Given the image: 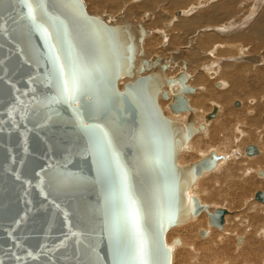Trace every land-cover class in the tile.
I'll list each match as a JSON object with an SVG mask.
<instances>
[{
    "label": "water",
    "instance_id": "water-1",
    "mask_svg": "<svg viewBox=\"0 0 264 264\" xmlns=\"http://www.w3.org/2000/svg\"><path fill=\"white\" fill-rule=\"evenodd\" d=\"M28 3L0 0V264H140L141 237L148 264H170L164 232L205 208L186 189L219 156L179 166L194 118L170 120L156 96L177 83L171 110H191L194 88L158 57L135 58L141 24H107L82 0ZM123 75L133 81L118 89ZM226 212L207 211L209 224L222 228Z\"/></svg>",
    "mask_w": 264,
    "mask_h": 264
},
{
    "label": "bare ground",
    "instance_id": "bare-ground-1",
    "mask_svg": "<svg viewBox=\"0 0 264 264\" xmlns=\"http://www.w3.org/2000/svg\"><path fill=\"white\" fill-rule=\"evenodd\" d=\"M203 1L204 3H200L199 0L132 1L137 3L134 8L135 15H145L146 17L148 15L143 14L145 13L144 11L152 12L147 19L148 25L162 22L160 25L163 28L162 31L158 30L156 32L162 39H167L168 32L174 30L175 27H179L182 30L183 34L190 35L188 36L187 44H185L184 47H181L178 53H176V51H174V53H170L173 57L167 58H163L161 54L157 53L156 55H151L146 50V40L148 41L150 35L147 34L148 32L143 26L144 23L142 24V22H139L133 24L126 18L127 15H129L128 9L124 7L122 9V6H120V9L122 10H120L119 12L117 11L116 14L113 15L114 18L111 17L112 19H107V17L105 16L100 17L99 15H94L96 14L95 11H93V14L89 15L98 16L107 24L117 25L121 23L122 19L127 20L133 26L141 24L145 31V34L140 41L142 55L140 56L139 54H135V58H144L148 60V63L150 64L151 59L158 57L161 63L168 64V67L164 70V75L167 78H175L179 74V72H183L186 78V85L194 88V91L192 93L184 94V96L188 99V105L190 106L191 110H171L169 104L170 102H172V93L178 92L181 89V86L177 83L171 84L170 89L163 88L167 93V98H163L161 94H157L156 96L157 103H159L158 106L160 105L163 110L164 114H162L170 120H176L181 124H185L190 113L194 118L193 127L195 128V131L179 147L175 155V162L179 166H185L190 164L191 162H195L205 157L211 152H215V154L219 156L215 165L211 169L204 170L199 173L186 189L187 195L195 196L199 202L201 201L200 204L205 205V208L201 210L199 214L192 215L180 222H177L176 224H173L175 226H169L170 228L168 227L169 229H167V231L165 230L166 233L164 232V243L168 244L165 245L170 248L171 253L170 264L172 256V264H241L242 262L244 263L245 259L254 257H257V264H264V200H257L254 197V193L257 189L250 192L249 195H245V197H242L243 195L241 193L243 192L244 186L247 184L248 178L251 176H261V178H257L259 179V186L264 188V176L258 173L259 169H261L264 173V123L259 122L256 125L254 124L256 126L254 128L248 127L247 129H243L245 125L242 121L244 120L236 121L237 119H231V115L225 116V114L223 113V106L221 104L227 103L231 98L238 95L237 91L239 88H236L237 91L234 90L235 87L231 89V86H233L236 81L238 84L242 83L241 85H246L245 89L246 87L248 88V86H250L251 90L256 86H254L256 82H252V84L250 80L251 84H249L247 83V81L249 80L244 79L243 76L242 78H240V76L239 78H236L235 76L232 78V72L224 73V70H226L229 65L226 67L222 65V62L216 61L218 59L217 55L219 54L220 49L222 51L225 49V43L227 42L224 41L227 39L233 38L236 40H240L242 44L246 42L258 44L264 41V6L259 9L255 8L256 1L253 2L255 4H252V1L254 0H248L251 4H248L246 0ZM165 2L166 6L179 7L181 9L175 11L172 10L173 16L171 15L168 18L165 17V15L162 16L163 12L161 13L162 10L160 11V9L158 8H163L164 6H161L165 4ZM94 3L98 7H108L107 10L113 13L119 5V0H94ZM124 6L128 7L129 4H124ZM205 6H207L210 10L208 13L204 11L200 13L197 12V14L195 13L197 8L202 9V7ZM247 6H249V8L243 10L244 7ZM238 8L240 9L238 10ZM176 11H178V13H176ZM242 15L245 16L243 19ZM245 23L248 24V26L245 27L246 29H244ZM225 30L229 31L230 33H223ZM179 40H183L186 43L185 38L177 29L174 33V37L171 38V41L175 42ZM111 43H118L120 54L122 52L123 46L119 42V39L113 40L111 41ZM207 44L213 46H210L212 49H210L209 45L208 48ZM142 45L145 48V54ZM237 46H235L238 49L237 53L241 55V58L245 57L242 53V50H246L248 47L242 46L241 44L240 47ZM158 47L159 46L157 45L156 48ZM188 50L189 53H187ZM124 51L125 48H123V52ZM247 56L249 57L248 61L250 62L248 67L244 68V71L254 72L256 70L255 66L259 65L260 62H263L264 64L262 58L261 60H259L260 57L258 56V53L255 56ZM117 59L118 57L116 56L112 60V62L116 63ZM177 59H180L178 62L179 64H181V62H190L194 64L196 66L194 68V71H197V73L190 74L183 69H180L179 72L174 73L172 71L174 70L173 65L174 62L177 61ZM207 59H209V61H207ZM108 63L110 64L111 62ZM233 65L234 63H232V66ZM149 71H144L140 74L143 75ZM228 74H230V76ZM234 74L236 75V73ZM259 74L260 78H264V69H261L257 76ZM224 75L228 77L229 80L225 79ZM127 81H133V79L129 78V76L126 75L120 76L116 81L117 88L121 89L123 84ZM144 85L145 84H142L139 89L145 95ZM228 86L230 93L229 90H227ZM149 87L152 90L151 84L149 85ZM225 91L226 94L228 93V95H225ZM250 95H252V93ZM211 99H217L219 104L210 101ZM259 100L261 102L257 103V98L253 96L249 100L247 99V101L250 102L249 104H251L249 106L250 108L248 109L250 110V113L247 114L249 115L248 119L253 122H255V119H257L258 116L262 118L264 114V93H262L258 101ZM234 101L235 100H232V102L230 101V103H233ZM243 103L239 102V105L236 106L237 108H233L232 112H234V114L236 112H244L245 107L249 104L245 105L246 102L244 104ZM213 106L217 107L215 116L211 119L205 118V115L212 110ZM233 106L235 105L233 104ZM171 114L172 116H170ZM237 114L235 116H239ZM84 123L86 124V122ZM200 125H202V128L199 129L198 127ZM251 130H254L256 137L252 132H250ZM252 136H254L255 139L257 138V141L259 142L255 144L258 152L253 155H246L244 150L245 146L247 145L246 139L251 138L250 140H252ZM200 143H204L205 146H201V148H199ZM235 149L239 151V154L241 156V160H238V166L240 168L237 170H232L231 168H229L230 163H228L227 160L230 154L234 152L233 150ZM243 155H245V159L244 157H242ZM195 183L196 186L191 187ZM197 195L199 196V198L197 197ZM205 196H208L209 198L211 197L212 199L220 198V203H225L224 206L229 208L228 210L226 207H216L225 208L227 210V212L223 215L222 228H217L209 224L207 211H210V207L208 204L202 203ZM238 199L239 202L237 201ZM217 203H219V201ZM201 229L205 230V234H200L199 231ZM239 237L240 241H238ZM175 239L177 241H175ZM177 246L178 248H176Z\"/></svg>",
    "mask_w": 264,
    "mask_h": 264
},
{
    "label": "rangeland",
    "instance_id": "rangeland-1",
    "mask_svg": "<svg viewBox=\"0 0 264 264\" xmlns=\"http://www.w3.org/2000/svg\"><path fill=\"white\" fill-rule=\"evenodd\" d=\"M124 1H126V2H124ZM130 1V2H129ZM132 1H135V0H119V5H118V7L116 8V10L112 13V12H110L109 10H107L108 9V7H106V6H97L95 3H94V0H83V2H84V4H85V9H86V11H87V13L88 14H93L94 12L93 11H95L96 12V14H94V15H99L100 17H107V19H112V18H114V16L113 15H115L116 14V12L118 11H120V10H122L123 9V7L124 8H126V9H128V14L129 15H127V19L129 20V21H131L133 24H136V23H139V22H142V24H143V26H144V28L146 29V31L148 32L147 34H149L150 35V38L148 39V41L146 40V43H147V45H146V50L151 54V55H156V53L157 54H161V56H163V58H167V57H173V56H171V54L170 53H174V51H176V53H178V51H179V49L181 48V47H184V45L185 44H187V39H188V36H190V35H185V34H183V32H182V30L178 27H175L174 28V30H171V31H169L168 32V37H167V39H162L156 32L159 30V31H162V27L160 26L161 25V23L160 22H157V23H155V24H149L148 25V23H147V19H148V17L151 15V11H144L145 13H143V14H146V15H148V16H146L145 17V15L143 16V15H135V13H134V8H135V5L137 4V3H135V2H132ZM141 1H143V0H141ZM202 1V2H201ZM247 2H248V4H251V3H249L250 1H248V0H246ZM245 1V2H246ZM256 1V2H255ZM122 2V3H121ZM199 2L200 3H204V1L203 0H199ZM253 2H255L256 3V7L255 8H262L263 6H264V0H254V1H252V4H255V3H253ZM260 2V3H259ZM259 3V4H258ZM262 3V4H261ZM95 4V5H94ZM121 4V5H120ZM124 4L125 5H128L129 4V8L128 7H125L124 6ZM258 4V5H257ZM90 5V6H89ZM158 5V4H157ZM262 5V6H261ZM120 6H122L121 8L122 9H120ZM164 6V7H163ZM96 7V8H95ZM161 7H163V8H158V9H160V11H161V13H162V16H164L165 15V17H169V16H173V11H175V10H180L181 8H179V7H172V6H166V2H165V4H163ZM132 8V9H131ZM249 8V6H247V7H244V9L243 10H246V9H248ZM252 8V7H251ZM240 8H238V10H239ZM173 10V11H172ZM209 12L210 10H209V8L207 7V6H205V7H202V9L201 8H197L196 9V14H197V12ZM99 12V13H98ZM130 12H131V14H130ZM198 13V14H199ZM244 15H246V14H244ZM244 15H242V19L245 17ZM112 17V18H111ZM166 18V19H167ZM165 19V20H166ZM145 21V22H144ZM111 22V21H110ZM152 25V26H151ZM248 26V24L247 23H245V26H244V29H246L245 27H247ZM160 27V28H159ZM149 28V29H148ZM151 29V30H150ZM179 30L180 31V34H182V36L185 38V40H186V43L183 41V40H179V41H175V42H172L171 41V38H173L174 37V33H175V31L176 30ZM156 30V31H155ZM223 33H230L229 31H227V30H225ZM147 37V36H146ZM158 38V39H157ZM145 39V38H144ZM229 42H228V41ZM227 40H223L224 42H227V43H225L226 44V47H225V49L222 51L221 49H220V52H219V54L217 55V60L216 61H219V62H222V65H224V66H228L227 68H228V70H227V68H226V70H224V73H231V77L233 78L234 76L236 77V78H239V76H240V78H242V76L244 77V79H247V80H249V81H247V83H249V84H251L252 82L254 83V82H256L255 84H254V86L255 87H253L252 88V90L250 89L251 87L250 86H248V88L246 87V89H245V86L246 85H241V84H238L237 83V81L234 83V81H233V83H234V85L233 86H231V89L233 88V87H235L234 88V90L235 91H237V89H238V95H236V97H233V98H231L230 99V101L232 102V100H238L240 103H245V105L246 104H249L250 102L249 101H247V99L249 100L252 96L253 97H256L257 98V103H260L261 101L259 100L258 101V99H260V96L262 95V93H264V78H260V74L258 75L259 76V78H258V76H257V74L259 73V71L261 70V69H264V64H263V62H260L259 63V65H257V66H255V71L254 72H256V73H254V72H247V71H244V68H246V67H248V65H249V62L250 61H248L249 59V57L247 56V55H250V56H252V55H257V53H258V56L260 57L259 58V60H261V58L263 59V61H264V46H263V44H264V41L263 42H261V43H258V44H256V43H249V42H246V43H244V44H242L241 42H240V40H236V39H233V38H231V39H227ZM235 40V41H234ZM171 42V43H170ZM176 43V44H175ZM238 44V46H237V44ZM143 44H144V41H143ZM150 44V45H149ZM228 44V45H227ZM240 44L242 45V46H247L248 48L246 49V50H242V53H243V55L245 56V57H243V58H241V55L239 54V53H237L238 52V49L235 47V46H237V47H240ZM157 45L159 46L158 48H156L157 47ZM171 45V46H170ZM183 45V46H182ZM208 45H209V47L211 46L210 44H207V47H208ZM232 45H234V46H232ZM143 46V45H142ZM173 46V47H172ZM228 46V47H227ZM171 47V48H170ZM175 47V48H174ZM208 47V48H209ZM211 47H213V46H211ZM210 47V49H212ZM145 48H144V46H143V50H144V54H145ZM207 48V49H208ZM164 49H170V50H164ZM173 49V50H172ZM227 49V50H226ZM161 50V51H160ZM163 50H164V52H163ZM190 50V49H189ZM189 50L187 51V53H189ZM229 50V51H228ZM206 51V50H205ZM221 51H222V53H221ZM234 51V52H233ZM160 52V53H159ZM191 52H192V50H191ZM223 53H224V55H223ZM226 53H227V55H226ZM250 53V54H249ZM262 53V54H261ZM150 54H148V55H150ZM165 55V56H164ZM173 55H175V54H173ZM185 55H186V53H185ZM184 55V56H185ZM226 56V57H225ZM247 56V57H246ZM231 57V58H230ZM227 58V59H226ZM230 58V59H229ZM246 59V60H245ZM179 60L180 59H177V61L176 62H174V65H173V67H174V70H172L174 73L176 72H179V70L180 69H183L184 71H187V72H189L190 74H192V73H197V71L195 72L194 71V68L196 67L194 64H192V63H190V62H185V63H183V62H181V64H179L178 62H179ZM228 60V61H227ZM207 61H209V59H207ZM224 61H225V63H224ZM224 63V64H223ZM230 63V64H229ZM232 63H234V65L232 66ZM185 64V65H184ZM184 65V66H183ZM199 67V66H198ZM232 67V68H231ZM235 68V69H234ZM238 68H239V70H238ZM258 69H260V70H258ZM198 70V69H197ZM231 70V71H230ZM237 70V71H236ZM234 73H236V75L234 74ZM245 73V74H244ZM243 74V75H242ZM229 76H230V74H228ZM256 77H255V76ZM224 78L225 79H227V80H229L228 79V77H226L225 75H224ZM250 80H251V83H250ZM263 80V81H262ZM258 82V83H257ZM261 82H263V83H261ZM206 83V82H205ZM252 83V84H253ZM261 85H260V84ZM230 84H231V82H230ZM259 85H260V87H259ZM240 86H242V87H240ZM237 88V89H236ZM256 88V89H255ZM241 89V90H240ZM242 89H243V91H242ZM247 90V91H245V90ZM255 89V90H254ZM227 90H229V86H228V88H227ZM250 90H251V92H250ZM257 90V91H256ZM250 92V93H249ZM229 93H230V90H229ZM252 93V95H250ZM249 94V95H248ZM225 95H228V93L226 94V91H225ZM237 98V99H236ZM244 100V101H243ZM210 101H212V102H216V103H218V100L217 99H211ZM230 101H228L229 102V104H228V102L227 103H221L222 104V106H223V113L225 114V116H230L231 117V119H237L236 121H240V120H244V121H242V122H244V127H243V129L244 128H248V127H256L255 125L256 124H258L259 122H262V123H264V120L260 117V116H258L257 117V119H255V122H253V121H251V120H249L248 119V117H249V115H247V114H249L250 113V110H248L250 107V105L251 104H249V105H247L246 107H245V110H244V112H236L235 114H234V112H232V109L233 108H237L236 106H233V103H230ZM243 103V104H244ZM159 104V103H158ZM219 104V103H218ZM224 104V105H223ZM159 107H160V105H159ZM241 107V106H240ZM231 108V109H230ZM247 108V109H246ZM160 109H161V111H162V113H163V110H162V108L160 107ZM228 112V113H227ZM232 112V113H231ZM237 113H239V114H237ZM164 114V113H163ZM227 114H229V115H227ZM239 115V116H235V115ZM170 116H172V114L170 115ZM171 118V117H170ZM255 124V125H254ZM249 125H251V126H249ZM217 128H218V126H217ZM204 132V131H203ZM250 132H252L253 133V135L256 137V135H255V133H254V130H251ZM254 136H252V140H250L251 138H248L249 139V141H248V139H246V143L247 144H256V143H259L258 141H257V138L255 139V137ZM252 141V142H251ZM203 144V145H202ZM201 146L203 147V146H205V144L204 143H200L199 144V148H201ZM256 146V145H255ZM185 149V148H184ZM183 149V150H184ZM197 150V149H196ZM199 150V149H198ZM201 150V149H200ZM234 152H232L231 154H230V156H229V158H228V160H227V162L228 163H230V165H229V168H231L232 170H237V169H239L240 167L238 166V164H239V162H238V160L240 159L241 160V156H240V154H239V151H237V149H235V150H233ZM242 157H244V159H245V155H243ZM232 163V164H231ZM261 178V176H256V177H249L248 178V181H247V184L244 186V188H243V192H241L242 193V197H245V195H249L250 194V192H252L253 190H255V189H257V190H264V188H262L261 186H259L260 184H259V179L258 178ZM258 181V182H257ZM197 183V182H196ZM196 183L195 184H193L191 187H193V186H196ZM190 187V188H191ZM249 188H251V189H249ZM199 192V191H198ZM196 193H197V190H196ZM202 195V194H201ZM197 197L199 198V196L197 195ZM209 197L208 196H205L203 199H204V201L202 202V203H204V204H208L209 205V207H210V211H212V210H214V208H216L217 206H221V207H226V206H224L225 205V203H223V202H221L220 203V201H221V199L220 198H217V199H212L211 197L208 199ZM211 201V202H210ZM214 201V202H213ZM219 201V203H217ZM238 202H239V199L237 200ZM201 202V201H200ZM231 206V205H230ZM232 207H234V206H232ZM231 207V208H232ZM227 208V207H226ZM230 208V209H231ZM228 210H229V208H227ZM197 218V217H196ZM189 221V220H188ZM188 221H186V222H188ZM185 223V222H184ZM226 223V222H225ZM262 223V222H261ZM181 224H183V223H181ZM177 225H179V224H177ZM225 225V224H224ZM173 226H175V225H173ZM208 227V226H207ZM170 228V227H169ZM169 228H167V229H169ZM211 228V227H210ZM167 229H166V231H167ZM215 229V228H214ZM217 230V229H216ZM166 231H165V233H166ZM218 231V230H217ZM221 232V231H220ZM208 237V236H207ZM166 244V243H165ZM166 245H168V244H166ZM176 248H178V246L176 247ZM176 248H175V250H176ZM174 250V251H175ZM173 251V252H174ZM255 258V259H254ZM254 258H248V259H245V261H244V263L242 262L241 264H257V261H256V259H257V257H254ZM172 261H173V256H172V259H171V264H172Z\"/></svg>",
    "mask_w": 264,
    "mask_h": 264
},
{
    "label": "snow or ice",
    "instance_id": "snow-or-ice-1",
    "mask_svg": "<svg viewBox=\"0 0 264 264\" xmlns=\"http://www.w3.org/2000/svg\"><path fill=\"white\" fill-rule=\"evenodd\" d=\"M24 2L28 4V7L31 11V3H28V0H24ZM33 19L35 20V17H33ZM134 254L136 258L140 261V264H148V260L146 259L147 251L144 247V240L142 237L140 238L139 243L136 245V250Z\"/></svg>",
    "mask_w": 264,
    "mask_h": 264
}]
</instances>
